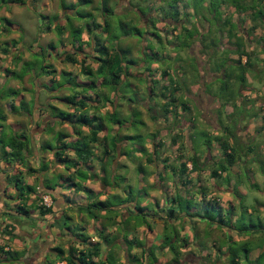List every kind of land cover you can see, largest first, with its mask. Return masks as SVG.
Listing matches in <instances>:
<instances>
[{"label":"rangeland","instance_id":"1","mask_svg":"<svg viewBox=\"0 0 264 264\" xmlns=\"http://www.w3.org/2000/svg\"><path fill=\"white\" fill-rule=\"evenodd\" d=\"M224 1L226 3L219 6L218 19H211L205 9H200L194 16L192 8H187L186 16L178 17L176 21L164 19H161L163 23L155 21V26L161 30V40L157 44L153 40L150 41L151 51L157 54V59L154 61L145 64L141 62L142 55L139 53L144 50L145 42L133 37L121 40L120 46L129 47V56L136 60L135 67L130 68L127 83H121L113 92L109 90L111 89L109 86L99 87L96 83L94 92L90 91L91 100L98 103L95 107L91 105L86 108L85 111L89 114L102 117L106 115L110 111V104H103L106 98L108 102L118 103L116 108L118 124L113 125L104 120L107 131L99 133V136L107 134L106 145L110 144L113 135H117L114 138H117V142L124 136L125 139L128 137L127 140L118 142L116 154L111 162L114 171L113 180L120 187L107 188L111 193L109 196L101 195L97 198L94 193L101 190L100 186L97 182L88 179L80 184L78 191L58 185L56 177L59 174L67 176V173H71V169L65 172L60 165L51 163L52 155L48 151H41L42 162L28 159L27 166L31 168L30 170H26L24 164L18 166L16 161L10 162L9 165H13L11 171L19 177L20 183L16 184L17 188L24 190V186L29 184L34 188L36 195H41V188L38 189V185L39 177L42 176V183L53 185L52 190L56 191L55 198H62L68 206L61 211V208H57L55 199L49 194V196L41 195L40 201L36 199L39 196L28 195L27 204L32 203L31 209L26 216L17 215L13 218L7 214H15L16 206L13 202L23 205L21 196L17 199V192L14 194L12 191L8 193L10 197L2 195L4 206L1 215L4 218L1 226L6 230L1 232H11L16 228L26 234L18 232L20 237H26L23 239L26 244L23 249L25 255L21 256V259L10 261V256H3L8 261L0 260V264H35L38 253L33 258L31 255L41 249V245L49 235L50 239L43 244L42 252L45 248L50 251L56 246L65 249L66 246L71 245V237L75 235L70 231L78 233V227L82 228L79 232L89 236L90 242L95 241L96 234L93 233V229L103 225L108 237L112 235L114 237L115 243L109 253L117 257L120 264H174L173 260H176L177 264H190L193 263L192 258L184 257L189 252L198 258L204 255L200 264H230L233 260L230 253L236 254L239 259L238 261L235 259L237 264H251L245 261V256L252 258L261 251L263 258L257 264H264V14L261 19H251L246 13L238 15L232 6L233 1ZM234 1L246 6L250 3L255 4L254 0ZM125 2L126 0H109L108 5L111 8H115L116 5L119 12L121 4ZM150 2L151 0H147L146 6ZM184 2L191 5L192 0H183ZM61 3L70 11L64 10ZM130 3L131 9L128 14L133 17L135 24L141 27L145 19L134 9V7L139 8V1L131 0ZM205 4L207 0L202 3L203 6ZM126 5L127 3L124 6ZM157 5L158 3H154V7ZM98 6L99 0H90V4L79 0H0V113L4 115V120L0 124H3L5 142L11 135V129L14 130V134L22 132L26 135L27 132V119L17 107L18 102L23 101L27 110H31L33 105L36 109L41 108L38 115H32L39 122L45 114L53 116L52 108L56 107L66 113L71 111L61 102L64 97H69L74 92L73 77L80 83L95 80V78L87 79V76L80 72L78 62L71 64L63 61L66 53H74L72 56L76 60H79L82 54L75 53L71 49L69 33L71 30L65 23L64 16L65 14L72 16L76 11H88L94 22L99 23L101 18ZM262 12L264 13V8ZM73 16L69 17L73 25L82 27L84 22ZM146 16L152 17L155 14L150 11ZM228 16L231 23L235 24H232V27L235 26V29H232L242 38L243 51L246 55L241 57L233 51V40L227 41V35L221 34L228 29L218 30L216 27V22ZM238 18L243 23H240ZM252 25L256 27L251 28ZM59 26L62 27L60 34ZM184 29L192 34L195 33L190 41L187 40L186 47L179 45V42L184 40L182 38ZM198 35L205 36V44H208L210 38H215L216 45L213 49L216 50V54L223 52L230 60L239 59L240 65L244 64L248 55L251 66L244 68L245 85L239 87L238 83L230 81V84L234 83L233 87L238 90L237 93L244 92L247 96L251 94L248 99L246 97L238 99L240 103L245 102V104L238 107L229 103L225 107L221 104L219 106L218 98L221 96L219 87L223 78L219 73H214L210 69V63L205 61L206 54L200 51L201 40L197 38ZM81 41L84 57L92 55L84 29ZM30 50L37 53H30ZM84 60L86 67L91 69L95 67L92 58H84ZM226 64L233 67L235 72L238 69L235 63ZM163 70L167 72L166 76L161 75ZM47 71L53 73L48 74ZM99 79L101 80V77ZM151 80L159 82L154 90L155 95L162 92L165 96H169L171 89L176 88L177 91L173 92L176 104L185 102L188 111L183 112L178 106L175 110L171 108L175 116L173 113L163 114L162 100L155 96L149 99L147 96ZM163 86L167 90H159ZM74 89L78 95L81 94L80 89L77 87ZM214 96L217 99L212 98ZM11 104L15 106V112L10 108ZM131 107L138 111V116L135 117L134 112L130 113ZM93 108H95L94 112L91 110ZM40 125L45 128L44 134L34 136V139H37L36 144L43 139L44 143L53 147L60 133L64 135L63 139L66 143L75 138L72 125L61 124L57 118L53 119L52 126L47 127L43 123ZM212 126H215L216 130ZM82 133L87 132L84 129ZM215 137L218 140L227 139L229 144L240 148V160L230 167L229 172L219 173V177L212 178L209 173L215 168L213 162L220 157ZM207 143L210 145L205 150L204 146ZM141 147L144 148V153H139L138 148ZM247 147H250L249 152L246 151ZM33 149L40 150L39 147ZM5 150L7 151V148ZM124 151L131 155L128 157L120 155ZM193 154L197 156L198 170L191 169L190 157ZM1 155L0 152V158ZM181 162H185L188 170L182 175L181 180L188 177L190 181L185 185L180 183L178 173L172 171L173 168L177 169ZM9 165H6V169H10ZM93 167L91 172L100 175L99 164L94 162ZM139 167L143 171L140 172ZM106 168L108 169V166ZM12 176L8 173L5 177L7 185L12 182ZM159 176H162V179H159ZM110 178L111 175L109 183L112 182ZM77 181L81 179L77 178ZM7 185L5 190L8 189ZM89 189L92 193L87 192ZM158 190H161L160 193ZM189 190L209 191L207 195L209 194L208 199L211 202L207 204V201L194 192L190 193ZM186 195H189V199ZM174 197L175 203H171ZM44 199L55 213L40 217L36 208L40 205L46 206L43 203ZM103 200L107 202L106 205L112 207L120 205L124 209L128 208L130 214H134L136 207H141L146 218L129 215L128 219L136 224L145 220L150 223L152 230L144 228L142 231L143 227H141L131 233L128 231L129 233L121 237L119 226L111 227L109 221L104 219L111 214L99 210V205L96 204ZM162 200L165 204L159 205L158 202ZM86 204L87 208H80ZM185 214L188 215L184 221L186 224L183 222ZM54 215L61 217L53 220ZM152 215L155 217L150 219ZM37 219L47 221L37 222ZM51 222H54V227L57 228H50ZM8 227L11 229H7ZM114 228L116 230L113 231ZM55 229L59 232L57 233ZM1 234L0 240L5 236ZM131 236L143 244L147 254L152 251L156 258L155 262L151 261L146 253L141 255L138 247H131L129 256L124 255V244H127ZM2 242L7 243L9 240L3 238ZM168 243L173 244L168 247ZM106 244H100L101 254L108 248ZM75 246L80 247L78 244ZM172 252H177L178 256L174 258ZM133 256L139 259L138 262H133ZM45 257L47 262L44 264L57 262L51 252L46 251L43 254V258Z\"/></svg>","mask_w":264,"mask_h":264},{"label":"trees","instance_id":"2","mask_svg":"<svg viewBox=\"0 0 264 264\" xmlns=\"http://www.w3.org/2000/svg\"><path fill=\"white\" fill-rule=\"evenodd\" d=\"M109 0H99V12H100V18L101 22L95 23L94 18L91 17V13L88 11H81V12H73V15L79 18V21H83L84 24L81 26H75L73 25V22L71 21L72 16H69V14H65V23L68 25V28H70V41H71V49L75 53H82L80 55V59L76 60V58H73L72 54L74 53H66L64 54V62H68L71 64H75L76 62L79 63V70L82 74L87 76V79H93V81H87L86 83H80L76 80V78L73 77L74 85L73 86V94H71L69 97H64L63 101L61 102L63 105H66L71 111L68 113L64 111H59L56 107L52 108V112L54 117L59 119L60 123H66L72 125V131L74 133V140H70L68 143L64 141V135L58 134L57 139L55 140V145L51 147L50 145L46 144L40 146V150L42 152H45V150H52L54 154H52V158L55 161L57 165H60V167L64 169V171H68L71 169V173L67 176H63L62 174H59L56 178L59 182L58 185H64L67 188H71L73 190L80 189V184L83 183L86 179L92 182H97V184L100 186V189L98 192L94 193L96 197H100L101 195L109 196L110 191L109 189H114L120 187L119 184L115 183V180H113L114 171L112 170V159L114 158L116 151H117V145L118 142H121L122 140H127L124 137L121 138L117 142V138L114 139L116 136H112L110 139V144L108 146L106 145L107 138L104 134L102 136H99V133L107 131L106 125L104 124V120H107V122L112 123L113 125L118 124V115L116 108L118 107V103H114L113 101L108 102V98H106L103 102L110 104V111L103 117L96 114H89L86 112V108L97 106V101L91 100L89 93L90 91L94 92V89L96 88L97 84L99 87H110V91H114L118 85L121 83H127L126 79L127 76H129L130 68L136 65V60L131 58L129 56L130 48L129 47H121L120 41L129 37L138 38L141 42H145L144 50H141L139 54H141V62L147 63L148 61H154L157 59V54L155 52H152L150 47L152 46V42L150 45V41L153 40V42L160 43L161 36H160V29L155 26L156 23H163L164 20H171L176 21L178 17H185L187 12V8H192V14L194 16L199 12L200 9H205L206 12L211 16V19H218L217 17L220 16V10L219 6L220 4L226 3L224 0H207V4L204 6L202 3L206 0H192L191 5L189 3H183V0H151L149 5L146 6L145 2L147 0H136L139 1V8L137 9L134 7L135 11H137L140 16H143V19H145V22L143 21L142 26L138 27V25L135 24L133 17H131L128 12L130 11V1L126 0L124 4H121L120 11L118 12L114 7H109L108 5ZM149 1V0H148ZM219 1V2H218ZM232 6L238 13H246L250 16L251 19H257L263 17L262 8H264V0H254L255 4L250 3V5H244L242 3H237L236 1L232 0ZM79 2L82 3H89L90 0H79ZM127 3V7L124 6ZM154 3H158L157 6L154 7ZM180 3V5H179ZM144 4V6H143ZM247 4V3H246ZM63 7V3H61ZM181 8V11H180ZM65 10L66 8L63 7ZM68 10V9H66ZM242 10V11H241ZM70 11V10H68ZM154 12L155 16L149 17L146 16L148 12ZM73 16V17H74ZM139 17V16H138ZM84 19V20H81ZM239 20V18H238ZM208 21V20H207ZM240 23L241 20H239ZM211 23V21H209ZM232 24L230 21V16L224 18L220 22H216V27L218 30L220 29H228L225 31H222L221 34L225 33L227 35V41L233 40L234 45V52L238 55V57H241L245 52L243 51L242 46V38L234 31L232 28ZM239 25V22L237 23ZM151 25V26H149ZM235 25V24H234ZM255 25V24H253ZM251 26V28H255L254 26ZM83 29L86 31L88 36V47L90 46L92 55H86L84 57V52L82 49L83 42L81 41V34ZM235 29V28H234ZM59 34L62 33V27H58ZM184 34L182 35L184 40H181L179 42L180 46L186 47L187 42L190 41L193 36H195V33L192 34L190 31H186L184 29ZM199 40H201L200 45V51L201 53L206 54L205 61L209 62L210 69L214 73H219L222 80V84L220 85L219 89L220 92V98L219 100V106H226L228 103L233 106L230 102L233 99V96L235 93L238 92L234 86V83L230 84V81H234L238 83L239 87H243L245 85V67H250L251 64L249 62L248 55L246 56V60L244 64L240 65L239 59L238 60H230L226 54L222 52V54H216L215 48L216 45V39L210 38L208 44H205L206 38L203 35H198L197 37ZM188 40V41H187ZM92 47V48H91ZM82 56V57H81ZM84 58H92L94 63V68L91 69L89 67H86L84 65L85 60ZM146 60V61H145ZM193 61V60H192ZM151 63V62H150ZM226 63L231 64L235 63L238 67L236 72L234 71L233 67H229ZM219 66V67H218ZM223 66L225 68H223ZM230 69L229 71H227ZM52 71H47V73H51ZM228 72V73H226ZM53 73V72H52ZM63 74L70 75V73L63 72ZM161 75L166 76L167 72L165 70L161 71ZM101 77V80L99 79ZM201 77V76H200ZM76 80V81H75ZM99 80V81H97ZM73 82V81H72ZM97 83V84H96ZM157 83H159L157 80H151L150 84L151 86L148 88L147 96L149 99H152L153 96L157 97V99L162 100L161 104V112L163 114L167 113H173L175 116L174 110L179 106L180 109H182L183 112L188 111V106L185 102H180L178 105L176 104V97L173 96V92H176V88H172L171 92L168 94L169 96H165L164 93L159 92V95L154 94V90L156 88ZM176 84V83H175ZM80 89L79 92L81 93L78 95V92L75 91L74 88ZM136 89V87H134ZM162 89L159 90H167L166 87H161ZM180 89V88H179ZM181 90V89H180ZM219 92V90H218ZM79 96V97H78ZM98 96V95H97ZM211 96V95H207ZM161 97V98H160ZM216 96L212 97L215 98ZM217 99V97H216ZM145 100V99H143ZM89 105V106H88ZM17 107L24 109L28 114L30 113L29 110H27V106L23 101L18 102ZM173 107V112L171 108ZM10 108L13 109V112H15V106L13 104L10 105ZM92 112L95 111V108L91 109ZM134 112V116H138V111H136L134 108L131 107L130 113ZM212 114V111H210ZM50 113V114H51ZM140 113V112H139ZM56 114V116L54 115ZM151 119H153L150 116ZM211 119V118H210ZM4 115L0 113V122H3ZM212 123V121H211ZM214 125V123H213ZM216 126V125H215ZM212 126L214 130H216V127ZM86 130V134L82 133V130ZM11 135H9V138L7 139V142L4 140L3 135V124H0V152H1V160H5L7 165L10 164L11 161L13 163L15 162V159H22V151L26 150L28 153V148L25 142H22L20 137H24L23 134L19 137L18 135H15L10 130ZM217 137L214 138L215 141H217L218 144V150L220 152V157L213 162L215 164V168L212 169L209 173V176L212 178L219 177V173L229 172L230 167L234 164H236L240 160V148H237L236 145H231L228 143L227 139H221L216 140ZM44 143V142H43ZM158 145V142H157ZM210 144H206L204 146V149L207 150L209 148ZM159 146V145H158ZM7 148V151L5 150ZM99 151V153H97ZM139 153H144L145 150L143 147L138 148ZM246 151H250V147L246 148ZM239 154V155H238ZM120 155H124L128 157L131 155L129 152L124 151L123 153H120ZM207 160V158H205ZM150 161V160H149ZM94 162L99 164V171L100 175L95 174L94 172H91V170L94 168L93 164ZM190 164L191 169L196 170L198 166L197 156L193 154L190 157ZM108 166V169L106 168ZM121 167V166H120ZM164 168H166L164 166ZM141 171L142 168H138ZM190 169V170H191ZM244 169V168H243ZM30 170V169H29ZM198 170V169H197ZM172 171L178 173V179L180 180V183L183 185L190 183L188 180V177L183 180H181L182 175L187 172L186 164L185 162H181L178 164L177 169H172ZM246 172V169H244ZM165 172V171H164ZM163 172V173H164ZM144 173V172H142ZM161 173V174H163ZM247 173V172H246ZM12 182L10 185L15 189L14 191L17 192V199L21 198L23 202V205H20V203L15 204L16 208L15 213L19 215L26 216V213L29 212V210L32 207V203L27 204L28 201V195H35L39 196V199L41 195H48L46 192L48 191H42L41 195L35 193L34 188L31 185L24 186V190L17 188V183L19 184V177L17 174H12ZM111 175L109 183V176ZM164 176V175H162ZM162 176H159V179H162ZM186 176V175H185ZM119 177V176H118ZM77 178H80L81 181H77ZM83 187V186H81ZM43 188H46L47 190L51 191L53 188V185H44ZM190 193L193 191L194 194H198V197L203 199L204 201H207L206 203L209 204L211 200L207 198V190H189ZM87 192L92 193V191L89 189ZM192 192V193H193ZM49 196V195H48ZM187 199H189V195H186ZM194 195H192L193 197ZM51 197V196H50ZM176 197V196H175ZM175 197L171 200V203H175ZM105 199V198H104ZM106 201H99V210L109 212L111 216H106L104 219L108 220L111 224V227L117 225L120 228L121 231V237H124L126 233H131L132 231H136V229L140 226H144L147 230H151L150 223L143 220L140 224H136L131 222L130 219H128V216L133 215H140L142 218H146L145 214H143L141 207H136V211L134 214H130L127 209L119 206H109L106 205ZM170 203V202H169ZM217 205L216 202H213ZM172 205V204H171ZM31 206V207H30ZM87 204L85 206L80 207L81 209L87 208ZM34 207V206H33ZM37 213L40 217H46L47 215H53V210L51 206H38ZM122 209V210H121ZM183 209V208H182ZM181 209V210H182ZM188 209V208H187ZM88 211V209H87ZM140 212V213H139ZM28 216V215H27ZM92 216V215H90ZM59 215H54L52 217L53 220L60 218ZM94 217V215H93ZM210 220H213L212 218L208 217ZM117 220V221H116ZM222 221V220H221ZM220 221V222H221ZM112 222V223H111ZM54 222H51L49 227H54ZM102 224V223H101ZM57 226V225H56ZM105 227V225H103ZM103 226H99L97 228L93 229V233L96 234L95 241L90 242L89 236L82 231V228L78 227V233H72V230L70 231L71 234L75 235L72 240V244L66 246L64 249L61 246H56L51 248V251L53 252L54 257L56 258L57 262H64V264H120L118 262L117 257H115L113 254H110V248H112L114 245V237L113 235L108 237V235L104 232L105 228ZM57 228V227H54ZM58 233L59 230L55 229ZM69 230V229H68ZM116 230L115 228L113 231ZM118 231V232H120ZM129 231V232H128ZM110 234V233H109ZM134 234V233H133ZM132 238L127 242V244H124V255L129 256L131 247H138L140 250V254L143 255L146 253V248H144L143 244L141 242H138L134 236H131ZM110 238V239H109ZM109 239V241H108ZM109 242V243H108ZM107 243L106 246L108 247L105 251H102V254L100 253V244ZM75 244H78L80 247L77 248ZM173 243H168L167 246L171 247ZM151 249V248H149ZM148 249V250H149ZM13 256H12V255ZM147 254V253H146ZM174 258L178 256L177 252H172ZM233 256V260L230 262V264H237L235 261L236 254L230 253ZM23 255V251L15 252L10 250H5L3 245H0V260L1 261H8L3 258V256H10V261L18 260ZM148 258L155 262L156 258L154 257V254L151 252H148L147 254ZM263 258V251L259 252L255 259L249 263L251 264H257L260 259ZM134 261L138 262V258L133 256ZM245 261L247 260V255L245 256ZM173 262L176 263V260H173ZM55 264V263H54Z\"/></svg>","mask_w":264,"mask_h":264},{"label":"crops","instance_id":"3","mask_svg":"<svg viewBox=\"0 0 264 264\" xmlns=\"http://www.w3.org/2000/svg\"><path fill=\"white\" fill-rule=\"evenodd\" d=\"M245 83H246V79H245ZM251 96V94H249V96H247V94L245 93L244 94V92H242V94H240V93H235L234 94V96H233V99H232V101L230 102L233 106H236V107H238V106H241V104H245V102L244 103H240V100H238L239 98H244V97H246V99H248V97H250ZM1 160V159H0ZM13 164V163H12ZM7 165V163L4 161H0V233H2V234H4L5 236H3V238L5 239V240H9V242H7V243H3L2 242V240H3V238H2V240H0V242H2V244L1 245H3L4 246V249L5 250H10V251H15V252H19V251H23V249H24V246H25V244H26V241L25 240H23V239H26V237H20V234H18V232H20V233H22V234H24V235H26L25 233H23V232H21L20 230H18V229H16V228H14V229H12V231L11 232H6V233H3V232H1V230L3 231H5L6 229H4L3 228V226H1V224L3 223V216L1 215L2 213H3V204H2V195H5V196H8V197H10L11 195L10 194H8L10 191H12L14 194H15V191L13 190V187H12V185H11V187H10V183H9V185H7V183H6V180H5V177H7V175H8V173H10L11 175L13 174V171H11V168L13 167V165H9V168H10V171L8 170V169H6V167L8 166H6ZM59 166V165H58ZM2 169H5V171H1ZM20 170V169H19ZM6 171H9V172H6ZM6 172V173H5ZM41 180H43V177L42 176H40L39 177V188H41V192L42 191H48V192H46L47 194H49L50 196H51V198H53V199H55V203L57 204L56 206H57V208H61L60 210L62 211V210H65V208L68 206V203H66V201H63L62 200V198H55V192L56 191H53V190H51V191H49V190H47L46 188H43L44 187V183H42V181ZM5 185H7L8 186V189L7 190H5ZM27 185H29V184H27ZM54 188V187H53ZM55 190V189H54ZM160 191L161 190H158V192L160 193ZM180 191H182V190H180ZM217 191H219V190H217ZM193 192V191H192ZM209 191H207V193H208ZM13 194V195H14ZM12 195V196H13ZM209 195V194H208ZM207 195V198L209 197ZM14 197V196H13ZM187 197V196H186ZM189 198V197H188ZM156 201V200H155ZM158 202V201H157ZM14 204H16V201L15 202H13ZM12 203V204H13ZM159 203V205H164L165 204V201L164 200H162L161 202H158ZM169 203V202H168ZM11 204V205H12ZM219 204V203H218ZM57 212V211H56ZM55 212H53V214H54ZM9 217H15V216H17V215H19V214H17V213H15V214H7ZM19 216H23V215H19ZM187 216L188 215H183V217H185L184 218V220H183V222L187 219ZM152 217H155V216H151L150 217V219L152 218ZM158 218H159V216H158ZM156 219H157V216H156ZM43 222V221H47V220H43V219H37V222ZM184 224H186L185 222H184ZM187 226V225H186ZM186 226H185V229H186ZM141 227H143V229H142V231L144 230V226H140V227H138V229L139 228H141ZM7 229H11L10 227H8ZM152 230V229H151ZM2 234H1V236H2ZM56 235H57V233H56ZM1 239V238H0ZM48 239H50V235H49V237H46L45 238V242H43V244L44 243H47L46 241L48 240ZM73 240V237H71V241ZM11 241V242H10ZM43 244L41 245V249L40 250H38V254H40V256L39 255H37L35 258H37L38 257V261L37 262H35V264H44V263H46L47 262V260H46V257L45 258H43V254H45V252L46 251H48V252H51V255L52 256H54L53 255V252L50 250L49 251V249H47V248H45V251H43L42 252V246H43ZM34 245V244H33ZM17 249H19V250H17ZM189 249V248H188ZM188 249H187V251H188ZM29 250H30V248H29ZM44 250V249H43ZM42 253V254H41ZM25 254H24V252H23V255L22 256H24ZM184 256V255H183ZM204 255H202L201 257H196V256H194V255H191V253L189 252L186 256H184L185 258H188V257H190V258H192V260H193V263H190V264H200L201 262V258L203 257ZM257 256V255H256ZM256 256H253L252 258H250V257H248V255H247V262L249 263V261L250 262H252L254 259H255V257ZM22 257H20L19 259H21ZM237 261L239 260L238 258H235ZM194 260H197V261H195L194 262ZM199 261V262H198ZM55 264H62V262H56Z\"/></svg>","mask_w":264,"mask_h":264},{"label":"flooded vegetation","instance_id":"4","mask_svg":"<svg viewBox=\"0 0 264 264\" xmlns=\"http://www.w3.org/2000/svg\"><path fill=\"white\" fill-rule=\"evenodd\" d=\"M30 53H37V52H35V51H32V50H30ZM53 70V69H52ZM41 110V108L40 109H36V106L35 105H33V107H32V109L31 110H29L30 111V113L28 114L24 109H21L20 108V111L22 112V114H24V116H26V119H27V132H26V135L24 134V133H22V132H18L17 134H15V135H18L19 137L21 136V134H23V138L22 137H20L21 138V140H22V142H25L26 143V145H27V148H28V153L26 152V150H23L22 151V156H23V158L22 159H15V161L17 162V164H18V166H20L21 164L23 165H25V168H26V170H29V169H31V168H29L28 166H27V163H28V159H35V160H38L39 162H42V156H41V150H35L34 151V147H39L40 148V146L41 145H45V143H43V139L42 140H40V142H38L37 144H36V141H37V139H34V136H42L43 134H44V127H42L41 125H40V123H43V125H47V127L48 126H52V121H53V119H54V117H51L50 115H47V114H45V116L43 117V118H41L40 120H39V122H37V119L36 118H33L32 117V115L33 114H36V115H38V112ZM40 125V126H39ZM32 129V130H31ZM37 129V130H36ZM12 130V129H11ZM16 130V129H15ZM12 131H14V130H12ZM32 131L34 132L33 134H32ZM40 151V152H39ZM45 151H48L49 152V154H54V152L52 151V150H45ZM28 155V156H27ZM40 158V159H39ZM1 159V158H0ZM0 161H2V160H0ZM38 162V163H39ZM51 163H53V164H56L55 163V161L53 160V158H51ZM52 164V165H53ZM24 169V168H23ZM62 169H63V167H62ZM9 171H10V169H8ZM25 170V169H24ZM64 170V169H63ZM66 172V171H65ZM38 189H40V188H38ZM52 200V199H51ZM38 253V251L37 252H33V255H31V258H33V256H35L36 254ZM39 255V254H38ZM30 257H28V259H31ZM35 261L37 262L38 261V257L37 258H35Z\"/></svg>","mask_w":264,"mask_h":264},{"label":"built area","instance_id":"5","mask_svg":"<svg viewBox=\"0 0 264 264\" xmlns=\"http://www.w3.org/2000/svg\"><path fill=\"white\" fill-rule=\"evenodd\" d=\"M43 203H44L46 206H48V204H49V203L46 204V203H47V202H46V199L43 200Z\"/></svg>","mask_w":264,"mask_h":264}]
</instances>
